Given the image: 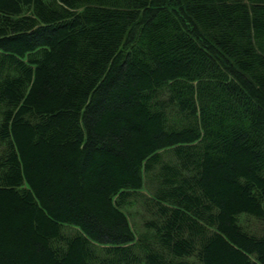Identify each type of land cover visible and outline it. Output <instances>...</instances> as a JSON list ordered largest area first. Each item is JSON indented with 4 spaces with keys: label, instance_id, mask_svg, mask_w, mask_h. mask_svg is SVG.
I'll list each match as a JSON object with an SVG mask.
<instances>
[{
    "label": "trees",
    "instance_id": "obj_1",
    "mask_svg": "<svg viewBox=\"0 0 264 264\" xmlns=\"http://www.w3.org/2000/svg\"><path fill=\"white\" fill-rule=\"evenodd\" d=\"M0 264H264V0H0Z\"/></svg>",
    "mask_w": 264,
    "mask_h": 264
}]
</instances>
